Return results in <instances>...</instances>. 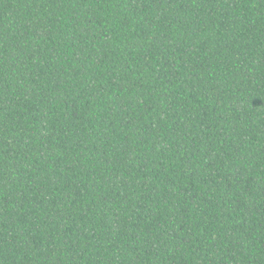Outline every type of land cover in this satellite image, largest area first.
Returning <instances> with one entry per match:
<instances>
[{
	"label": "trees",
	"instance_id": "trees-1",
	"mask_svg": "<svg viewBox=\"0 0 264 264\" xmlns=\"http://www.w3.org/2000/svg\"><path fill=\"white\" fill-rule=\"evenodd\" d=\"M0 264H264V0H0Z\"/></svg>",
	"mask_w": 264,
	"mask_h": 264
}]
</instances>
